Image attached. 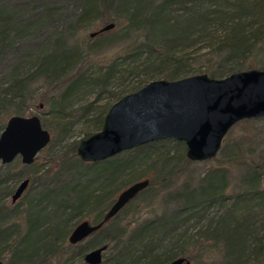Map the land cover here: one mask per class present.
Wrapping results in <instances>:
<instances>
[{"label":"trees","instance_id":"trees-1","mask_svg":"<svg viewBox=\"0 0 264 264\" xmlns=\"http://www.w3.org/2000/svg\"><path fill=\"white\" fill-rule=\"evenodd\" d=\"M96 21L123 26L122 33L108 31L76 44L74 34ZM124 40L128 48L123 58L115 56L89 73L90 52ZM191 45L207 48L214 65L191 71L184 53ZM144 52L158 59H148L142 70L132 69L157 75L156 80L196 74L220 79L238 71L264 70V0H0V118L6 111L18 116L27 112L36 81L48 91L65 83L54 98L40 99L50 107L52 134H59L51 138V146L58 145L71 128L65 110L72 97L87 89L100 100L123 72L124 62H136ZM259 56L262 61L254 64ZM27 65L33 70L24 74ZM93 105L88 103L82 113L87 116ZM108 108L101 107L84 123L83 139L100 130ZM259 121L264 118L236 123L232 128L239 129L237 135L229 130L216 157L205 161L216 165L196 179L188 173L171 196L174 207L146 220L120 225L116 217L143 193L171 190L180 175V160L200 163L184 159L181 142L160 140L96 163L76 158L79 142L67 146L44 160L50 168L31 178V191L25 193L19 212L17 205L4 201L12 194L6 186L11 176L0 175V261L84 264L85 252L105 245L100 264H167L184 258L183 247L192 238L186 232L192 227L193 242L210 260L200 264H264V136L256 128ZM236 171L238 178L230 182ZM121 176L128 178L126 184L148 180V185L100 230L69 246V232L90 212H95L92 224L102 220Z\"/></svg>","mask_w":264,"mask_h":264},{"label":"water","instance_id":"water-1","mask_svg":"<svg viewBox=\"0 0 264 264\" xmlns=\"http://www.w3.org/2000/svg\"><path fill=\"white\" fill-rule=\"evenodd\" d=\"M113 28V23L104 24L88 37ZM260 118H264V70L238 71L220 79L196 74L174 81L153 80L114 102L100 130L79 141L75 155L82 163H96L170 139L183 143L184 157L189 162H205L216 157L224 137L236 123ZM49 140L37 116H10L0 132V165L16 158L23 166L31 165ZM27 185V179L18 184L10 195L11 205ZM147 185L148 180L137 181L120 191L102 220L96 224L87 220L77 223L67 236V244L74 246L100 230ZM106 249L103 245L85 252L82 262L100 264ZM167 264L190 262L179 257Z\"/></svg>","mask_w":264,"mask_h":264},{"label":"rangeland","instance_id":"rangeland-1","mask_svg":"<svg viewBox=\"0 0 264 264\" xmlns=\"http://www.w3.org/2000/svg\"><path fill=\"white\" fill-rule=\"evenodd\" d=\"M104 24H108V22L105 21V23H102V21H96L93 23L89 28L87 29H81L78 30L74 34V42L76 44H80L81 41H84L88 38V34L92 32L98 31L101 26ZM123 26L114 27L109 32H112L113 34H121ZM99 37V36H97ZM96 36L93 38H97ZM110 37V36H109ZM73 42V43H74ZM202 45V43H199ZM200 45L194 46L191 45L188 48L185 49V52L187 55H189L188 58V64L191 71L195 72V70L204 71L206 70L207 66L214 65L212 60L209 58L211 57L208 52V49L205 47H202ZM128 41H119V42H113L109 45L103 46L100 49L90 52L89 57L87 59L86 65L91 66L89 70V73H96L98 67L104 66L109 60L114 58L115 56H118L119 58H123V56L127 52ZM181 53H177V55H180ZM150 60H157L158 57L155 54L148 55V52H144L141 57L131 64H129L127 61L124 62L123 67H121V74L119 75V78L111 82V88L109 89V93L107 95H104L101 97L100 100L95 101L94 97L95 95L92 94L89 90L85 89L81 92L77 93L72 97L70 101V105L65 110V113L68 114L70 122H71V128L68 132V134L65 135L64 140L60 144H54L51 146V138L59 137V134H52V121L48 115L49 112V105L48 102L45 101L46 98H54L65 86V83L58 85L55 89L47 90L46 85L41 81H36L32 86V95H33V101L31 107L27 110V112L23 115V117H29V116H37L39 120H43L41 123V126L44 130H46L50 135V143L47 145L43 150H41L37 154V160L33 162L30 166H26L22 168L19 161V158H16L12 163L9 164V166L2 167L0 169V175H9L11 178L6 182V186L11 192L14 191V189L18 186V184L24 180L29 179V184L22 194L21 198L16 201L14 204H10V196H7L4 198L5 204L9 206H16L17 205V211L23 209V200H25L26 196L25 193H29L31 191L32 182L31 178L36 174L35 176L41 174L46 169L50 168V165L45 164V159L48 157H51L53 153L59 152L60 150H63L65 147L70 146L72 144H76L79 141L83 139V134L81 133V130L84 129V123L87 120H90L91 117L94 115V113L100 109L101 107L107 106L110 107L114 102L117 101V97H122L128 93H130L133 89L139 87L140 85L144 83H148L150 81L156 80L157 75H153L152 73L148 74H137L135 70L132 69L133 66H138V70L141 69V65L146 63V61ZM209 59V60H208ZM262 59V56H259V58L255 59L253 62L256 64L258 61ZM262 61V60H261ZM248 63V62H247ZM247 63H245V66H247ZM252 63V61H251ZM260 63V62H259ZM258 64V63H257ZM255 69V68H254ZM33 69L29 67L28 65L25 66L23 72L31 73ZM142 70V69H141ZM44 97V101H40V99ZM46 102V103H44ZM94 103V108L90 110L87 113V116L82 113V108H84L88 103ZM41 104V105H40ZM37 108L36 106H39ZM1 113V110H0ZM2 118H0V126L5 124L6 120L12 116L13 114L9 112L2 113ZM256 128L260 130L261 135L264 136V122L259 121L256 122ZM4 127V126H3ZM231 134L237 135L239 132L238 128H231L230 129ZM57 135V136H56ZM184 157V153L182 154ZM185 159V157H184ZM216 165V162L206 163V162H200V163H190L185 164L184 162H179V170L180 175L174 179L172 182V185L170 186L169 191H165L162 194H157L155 191L151 190L149 192L143 193L142 195L138 196L136 199L132 201L129 207L126 208L125 212H120L117 215V220L120 222V225L132 221V220H146L148 218H151L155 214H160L162 212H168L170 209L174 207L173 201L171 199V196L175 193V190H179L181 186L187 181L188 173H191L192 176L200 177L202 173L205 172L207 168L214 167ZM53 171V170H52ZM236 173V174H235ZM235 176L230 178V182L236 180L238 178L239 172H234ZM233 174V175H234ZM127 177H120L119 180V189L113 194L112 200L115 199L117 194L125 189L130 184H126ZM123 184V185H122ZM107 208L103 209L102 214L106 212ZM95 216V212H90L87 217L80 220H87L89 223H91V220H93ZM79 221V222H80ZM17 230H20L22 227V221L21 217L17 215ZM196 230L192 227H189L186 236L190 237L191 239H188L187 243L184 245V258L189 259L188 261L190 264H200V263H207L210 260H208V256H203L198 249V246L196 243L193 242L195 238ZM102 236V234H101ZM96 238V237H95ZM100 238V235L98 236ZM103 238V237H102ZM97 239V238H96ZM93 240V239H92ZM90 240V241H92ZM89 241V242H90ZM181 245V244H180ZM179 245V246H180ZM89 251V250H88ZM212 261H217L216 256H212ZM3 264H7V261H3Z\"/></svg>","mask_w":264,"mask_h":264},{"label":"flooded vegetation","instance_id":"flooded-vegetation-1","mask_svg":"<svg viewBox=\"0 0 264 264\" xmlns=\"http://www.w3.org/2000/svg\"><path fill=\"white\" fill-rule=\"evenodd\" d=\"M20 164H21V163H20ZM29 166H30V165H29ZM24 180H25V179H24ZM27 180H28V184H29V179H27ZM22 181H23V180H22ZM27 186H28V185H27ZM26 188H27V187H26ZM25 190H26V189H25ZM23 193H24V192H23ZM20 198H21V197H20ZM20 198H19V199H20ZM19 199H18V200H19ZM18 200H17V201H18ZM77 244H78V243H77ZM77 244H76V245H77ZM69 246H70V245H69ZM74 246H75V245H74Z\"/></svg>","mask_w":264,"mask_h":264}]
</instances>
